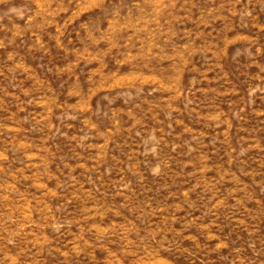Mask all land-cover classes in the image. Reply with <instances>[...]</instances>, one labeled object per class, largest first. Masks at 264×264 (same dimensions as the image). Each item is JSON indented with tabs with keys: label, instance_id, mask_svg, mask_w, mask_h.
I'll return each instance as SVG.
<instances>
[{
	"label": "rangeland",
	"instance_id": "1",
	"mask_svg": "<svg viewBox=\"0 0 264 264\" xmlns=\"http://www.w3.org/2000/svg\"><path fill=\"white\" fill-rule=\"evenodd\" d=\"M0 264H264V0H0Z\"/></svg>",
	"mask_w": 264,
	"mask_h": 264
}]
</instances>
